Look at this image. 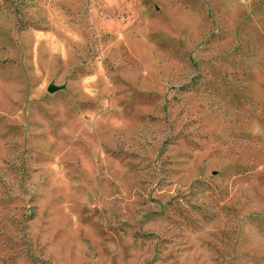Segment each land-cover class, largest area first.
Listing matches in <instances>:
<instances>
[{
    "label": "rangeland",
    "instance_id": "374dc122",
    "mask_svg": "<svg viewBox=\"0 0 264 264\" xmlns=\"http://www.w3.org/2000/svg\"><path fill=\"white\" fill-rule=\"evenodd\" d=\"M0 264H264V0H0Z\"/></svg>",
    "mask_w": 264,
    "mask_h": 264
},
{
    "label": "water",
    "instance_id": "95a60500",
    "mask_svg": "<svg viewBox=\"0 0 264 264\" xmlns=\"http://www.w3.org/2000/svg\"><path fill=\"white\" fill-rule=\"evenodd\" d=\"M57 89H58V87H56L54 84H51L48 90H49L50 92H54V91H56Z\"/></svg>",
    "mask_w": 264,
    "mask_h": 264
}]
</instances>
